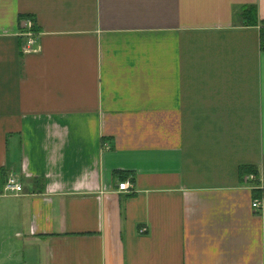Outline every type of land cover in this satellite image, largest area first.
I'll use <instances>...</instances> for the list:
<instances>
[{
  "label": "crops",
  "instance_id": "crops-1",
  "mask_svg": "<svg viewBox=\"0 0 264 264\" xmlns=\"http://www.w3.org/2000/svg\"><path fill=\"white\" fill-rule=\"evenodd\" d=\"M247 6L264 20V0H0V264H264Z\"/></svg>",
  "mask_w": 264,
  "mask_h": 264
},
{
  "label": "built area",
  "instance_id": "built-area-1",
  "mask_svg": "<svg viewBox=\"0 0 264 264\" xmlns=\"http://www.w3.org/2000/svg\"><path fill=\"white\" fill-rule=\"evenodd\" d=\"M23 23V27L25 28V44L23 47L24 52H33L35 46V32L33 29V23L30 19L25 20ZM255 176L253 174L243 176V181L246 184H249L250 181H253ZM3 190L9 194H18L22 191V185L19 180L15 176H10L3 186ZM118 192L124 193H133V182L131 179H127L123 182L118 183L117 185ZM251 208L253 210L264 212V198L255 199Z\"/></svg>",
  "mask_w": 264,
  "mask_h": 264
},
{
  "label": "trees",
  "instance_id": "trees-1",
  "mask_svg": "<svg viewBox=\"0 0 264 264\" xmlns=\"http://www.w3.org/2000/svg\"><path fill=\"white\" fill-rule=\"evenodd\" d=\"M240 18L243 21L244 25L246 26H252V27H259V34H260V47L262 50H264V20H258L257 18V10L253 6H247L240 9ZM240 174L241 176L253 174L255 176V179L253 181H250L249 184H252V186L255 188L253 190V198L254 199H261L264 198V190H261L259 188H256L258 182H257V171L256 169L252 167H241L240 168Z\"/></svg>",
  "mask_w": 264,
  "mask_h": 264
}]
</instances>
